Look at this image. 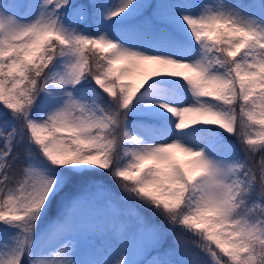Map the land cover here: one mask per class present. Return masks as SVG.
I'll return each instance as SVG.
<instances>
[{
    "label": "snow or ice",
    "instance_id": "obj_1",
    "mask_svg": "<svg viewBox=\"0 0 264 264\" xmlns=\"http://www.w3.org/2000/svg\"><path fill=\"white\" fill-rule=\"evenodd\" d=\"M0 264H264V0H0Z\"/></svg>",
    "mask_w": 264,
    "mask_h": 264
},
{
    "label": "rangeland",
    "instance_id": "obj_2",
    "mask_svg": "<svg viewBox=\"0 0 264 264\" xmlns=\"http://www.w3.org/2000/svg\"><path fill=\"white\" fill-rule=\"evenodd\" d=\"M123 66H124L123 63H119V64L115 65L114 67L120 68ZM141 79H142V76H140L139 74H134L130 79H126L122 82L123 83H132L133 85H138L140 83ZM175 156L180 161L188 159L187 157L183 156V154L178 153V152L175 153ZM98 179L105 180V181L107 180L106 177H98ZM113 188H114V186H113ZM72 191H73L72 189H66V192H68V193H71ZM63 195H64V193H61V196H63ZM59 200H60V197L58 196L56 198V200L53 201L52 207H51L50 212H49V216L55 215V213L57 211V205H58ZM165 246L167 247V245H165Z\"/></svg>",
    "mask_w": 264,
    "mask_h": 264
},
{
    "label": "bare ground",
    "instance_id": "obj_3",
    "mask_svg": "<svg viewBox=\"0 0 264 264\" xmlns=\"http://www.w3.org/2000/svg\"><path fill=\"white\" fill-rule=\"evenodd\" d=\"M189 120L191 119V118H188Z\"/></svg>",
    "mask_w": 264,
    "mask_h": 264
}]
</instances>
